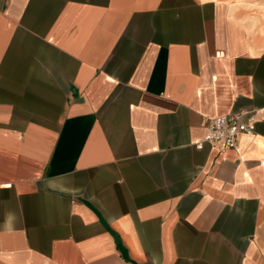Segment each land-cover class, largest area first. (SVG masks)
Listing matches in <instances>:
<instances>
[{"label":"crops","instance_id":"obj_1","mask_svg":"<svg viewBox=\"0 0 264 264\" xmlns=\"http://www.w3.org/2000/svg\"><path fill=\"white\" fill-rule=\"evenodd\" d=\"M0 264H264V0H0Z\"/></svg>","mask_w":264,"mask_h":264},{"label":"built area","instance_id":"obj_2","mask_svg":"<svg viewBox=\"0 0 264 264\" xmlns=\"http://www.w3.org/2000/svg\"><path fill=\"white\" fill-rule=\"evenodd\" d=\"M254 124L253 116L244 111L211 118L207 120L204 141L224 149L233 148L239 135L254 133Z\"/></svg>","mask_w":264,"mask_h":264}]
</instances>
